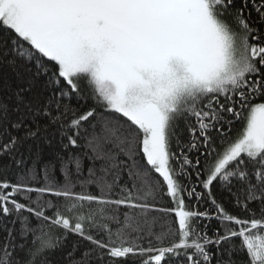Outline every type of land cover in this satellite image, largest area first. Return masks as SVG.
I'll return each mask as SVG.
<instances>
[{
    "label": "snow or ice",
    "instance_id": "6c2138e0",
    "mask_svg": "<svg viewBox=\"0 0 264 264\" xmlns=\"http://www.w3.org/2000/svg\"><path fill=\"white\" fill-rule=\"evenodd\" d=\"M69 234L60 264H264V0H0V264Z\"/></svg>",
    "mask_w": 264,
    "mask_h": 264
},
{
    "label": "trees",
    "instance_id": "16d2710c",
    "mask_svg": "<svg viewBox=\"0 0 264 264\" xmlns=\"http://www.w3.org/2000/svg\"><path fill=\"white\" fill-rule=\"evenodd\" d=\"M73 105H75V101H73ZM218 196L222 199V201L226 204V206H228V210L230 212L233 211L231 205L228 204V201L230 200L229 194L227 192H220V193H218ZM201 210H203V208H201ZM203 223H209V234H211V232H212L213 229L219 227V223L216 220H212L211 222L203 221ZM52 231L59 232L61 230L60 229L53 228ZM77 239H78V237H76L74 234H69V239H68V242H67L68 247L65 248L63 250V252L57 251L55 253L54 259L57 261V264H60V261L62 260V257L64 255V253H66L70 249L72 242L76 241ZM165 243H167V241ZM144 246L145 247L148 246L146 241L144 242ZM153 246L154 247H157V246H160V245L157 244V242L154 240L153 241ZM87 247H90V245L85 241L81 245V248L83 249V248H87ZM77 255H79V253H77Z\"/></svg>",
    "mask_w": 264,
    "mask_h": 264
}]
</instances>
